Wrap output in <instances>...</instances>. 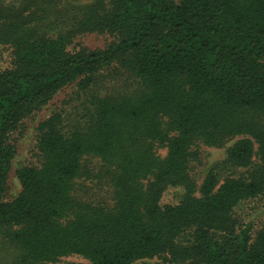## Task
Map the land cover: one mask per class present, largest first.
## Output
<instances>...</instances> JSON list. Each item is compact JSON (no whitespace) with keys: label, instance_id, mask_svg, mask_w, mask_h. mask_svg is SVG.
<instances>
[{"label":"trees","instance_id":"16d2710c","mask_svg":"<svg viewBox=\"0 0 264 264\" xmlns=\"http://www.w3.org/2000/svg\"><path fill=\"white\" fill-rule=\"evenodd\" d=\"M8 1L0 0V46L13 56L0 73V230L18 263L264 264V224L252 236L233 213L264 195V0H93L55 35L45 10ZM91 33L116 40L67 49ZM115 63L138 89L94 95L87 120L69 129L59 113L41 122L42 163L18 170L21 190L3 201L15 155L9 136L58 91L73 83L89 91ZM235 137L197 188L193 147ZM89 157L105 167L110 206L74 194ZM227 167L251 170L220 181ZM170 187L184 198L161 206Z\"/></svg>","mask_w":264,"mask_h":264},{"label":"rangeland","instance_id":"374dc122","mask_svg":"<svg viewBox=\"0 0 264 264\" xmlns=\"http://www.w3.org/2000/svg\"><path fill=\"white\" fill-rule=\"evenodd\" d=\"M9 0L15 6L27 7L37 5L46 12L43 17L45 30L55 35L57 30L66 26L69 15L77 8H83L92 4L93 0ZM32 3V4H30ZM116 38L109 34H85L78 36L68 45L69 51L80 48L86 50L105 49ZM12 50L9 46H0V73L12 66ZM138 89L134 78L130 77L118 64H113L102 70L97 76L96 82L89 91L81 92L77 83H73L58 91L53 98L38 111L23 119L19 128L9 136V142L14 146L15 155L11 170L7 179L6 192L3 201L14 199L21 187L16 173L23 167L37 168L42 163V156L37 150L36 141L38 126L48 119L53 113H59L62 118V127L69 129L77 123L87 120L90 100L95 96L103 97L117 94H132ZM239 137L227 141L222 147H211L201 142L197 143L193 150L198 152L197 161L190 163L189 174L199 188L210 169L225 160L226 152ZM157 154L165 156V149H158ZM254 162L258 163L257 158ZM83 169L87 176L76 181L74 194L84 202L112 205L113 189L109 185L105 167L95 158H87L83 161ZM251 170V169H250ZM249 169L231 168L218 170V176L222 181L227 176L234 178L245 177ZM185 191L182 187H170L163 193L160 205H177L184 198ZM198 194V193H197ZM234 216L248 225L251 235L264 224V195L241 202L233 211ZM159 260L144 261L137 264H155ZM87 261L79 256L62 258L55 264H86ZM0 264H19L17 252L9 245L7 239L0 230Z\"/></svg>","mask_w":264,"mask_h":264}]
</instances>
